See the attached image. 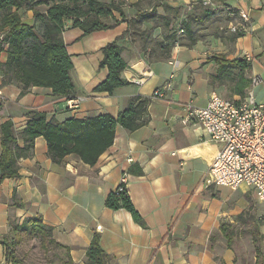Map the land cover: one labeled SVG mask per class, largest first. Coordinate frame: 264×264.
<instances>
[{"label": "crops", "instance_id": "0c3cea01", "mask_svg": "<svg viewBox=\"0 0 264 264\" xmlns=\"http://www.w3.org/2000/svg\"><path fill=\"white\" fill-rule=\"evenodd\" d=\"M201 1L216 11L212 21L224 22L220 29L225 35L199 40L193 47L178 45L168 60L143 53L141 41L127 36L120 44L128 64L122 79L129 84L113 95L94 92L109 75L107 68H100L102 49L126 34L128 23L85 35L67 21L63 37L74 65L75 98L83 99L77 111L69 110L67 101L50 89L34 87L22 96V86L3 76L8 53L7 48L0 49V155L1 126L8 121L19 135L35 112L45 113L48 122L117 117L132 98L150 99L148 123L134 132L117 126L113 146L94 166L76 155L55 163L46 140L37 138L33 154L18 161L20 176L0 184V241L12 236V221L21 224L40 216L53 228L54 239L71 249L73 264H86L96 235L109 264H264V206L250 187L207 184L221 146L195 122H183L188 107H205L213 92L233 101L243 99L234 94L240 70L234 71L232 82L217 89L210 85L219 68L215 57L238 60L250 55L252 60H246L250 68L243 72L249 81L246 92L253 91L258 102L264 100V0H164L186 13ZM232 12L246 13L250 20L251 31L236 40L228 25L241 20ZM157 30L154 34L159 37L161 29ZM254 78L261 80L256 86ZM169 82L172 86L167 89ZM156 91L163 97H154ZM24 145L18 140L20 148ZM123 177L145 228L128 211L106 207L107 196ZM226 189L230 196L223 195ZM235 193L237 198L232 197ZM254 241L261 244L259 262ZM0 264H13L2 244Z\"/></svg>", "mask_w": 264, "mask_h": 264}, {"label": "trees", "instance_id": "16d2710c", "mask_svg": "<svg viewBox=\"0 0 264 264\" xmlns=\"http://www.w3.org/2000/svg\"><path fill=\"white\" fill-rule=\"evenodd\" d=\"M137 1L135 6H139V1H145L149 8L135 10L134 16L129 17L124 10L126 0H0V35L3 36L0 49L4 45L8 46V61L3 67V76L22 86V96L32 88L39 87L52 90L54 96L66 101L76 99L71 78L74 65L63 37L66 22L71 21L85 35L128 23L126 34L102 49L100 68H107L109 75L94 92L113 95L117 89L129 84L122 79V73L128 68V64L122 56L125 48L120 44L121 40L127 36L138 39L142 43L143 53L156 60H168L176 46L193 47L200 40L194 25H201L216 16V11L203 1L194 5L192 13H186L182 7H171L164 0ZM39 7L44 9H38ZM159 8L163 9V14L159 13ZM26 11H33L39 27L24 20L21 12ZM107 20H112V23H107ZM179 21L189 41L187 44H181L177 40L175 24ZM153 23L163 29V36L161 41L151 44V31L142 26ZM243 35L232 34L231 38L236 40ZM213 60L219 68L215 75H211L210 85L217 89L226 81L232 82L234 71L240 70L242 74L238 76L234 94L244 98L249 81L245 79L243 72L250 68L246 59L227 60L224 57H215ZM218 94L233 101L219 92ZM149 105L150 99L134 97L117 117L100 115L86 120L69 118L64 122H48L45 113L35 112L19 135L15 134L10 121L4 123L1 126L0 184L6 179L20 176L18 161L33 154L35 140L39 137H43L48 143V154L55 163L63 161L69 155H76L85 164L96 165L102 155L113 146L117 126L134 132L148 123ZM18 140L24 141L23 148L18 146ZM18 206L23 208L25 204ZM106 207L114 211L124 209L132 215L135 223L146 227L127 189L121 190L118 187L111 192L106 198ZM10 226L12 236L0 241L7 248L8 262L32 264L22 256L21 248L25 241L33 239L39 242L44 253L45 258L41 264H73L71 249L54 239L53 228L45 225L42 217L27 219L21 224L12 221ZM222 231H227L225 225L222 226ZM254 242L259 262L262 256L261 244ZM109 262L110 258L102 249L100 238L96 235L87 250L86 264Z\"/></svg>", "mask_w": 264, "mask_h": 264}, {"label": "built area", "instance_id": "2783aa9c", "mask_svg": "<svg viewBox=\"0 0 264 264\" xmlns=\"http://www.w3.org/2000/svg\"><path fill=\"white\" fill-rule=\"evenodd\" d=\"M231 16L240 18V22L229 23L232 34H246L251 31L249 16L246 13ZM180 31L184 32L180 26ZM3 36L0 37V46ZM251 61L250 55L245 57ZM174 76H171V80ZM253 79V85L260 83ZM171 82L166 88H171ZM154 97H163L162 91H156ZM83 99L67 100L69 110L77 111ZM195 122L221 146V151L212 164L206 182L215 187L238 189L247 186L254 190L256 197L264 206V100L258 102L253 91L237 101L226 100L213 92L208 104L202 108L189 106L183 121ZM121 190L127 189V178L123 177ZM264 219V214H263Z\"/></svg>", "mask_w": 264, "mask_h": 264}, {"label": "rangeland", "instance_id": "374dc122", "mask_svg": "<svg viewBox=\"0 0 264 264\" xmlns=\"http://www.w3.org/2000/svg\"><path fill=\"white\" fill-rule=\"evenodd\" d=\"M100 1L108 2L110 0H100ZM137 2H138L137 0H126V2H125L126 4L124 6V10L127 12L129 17H133L134 16L133 14H135V10H138V9L143 10V9L149 8L148 2L139 1V6H135V3H137ZM38 9L43 10L44 8L43 7H39ZM30 12H31V14H30ZM159 12L163 13V9L159 8ZM192 12H190V13H192ZM29 14L33 15V21H31V24L32 25L36 24V26H37L38 23L34 19L33 11L21 12V16L24 18V20H27L26 18H28ZM116 15L119 16V14H116ZM106 22L107 23H112V20H107ZM180 24H181V21H179L178 24H175V30H176L175 32L177 33V40L181 44H187V43H189V41L186 38L185 32H181L180 31V26H181ZM223 24H224L223 21L221 23H219V22L216 23V22L210 20V21H207V22H205V23H203L201 25H194V29H195V32L197 34V38L200 39V40L208 41V39L212 38V36H214V35L217 38H219L221 36H224L225 35L224 34L225 31L220 29L221 27L224 26ZM144 25L142 27L146 26V25L145 26ZM147 25H149V26H146L147 28L145 27L144 29H148L149 31H151V34H152L151 35L152 39H150L149 42H151V44H152V43H157V42L161 41V39H162L161 38V34L163 32V29L161 27H156L155 25H157V23L147 24ZM38 27H39V25H38ZM157 29H161V34H160L159 37H158V35L160 33L159 32L160 30H157ZM154 31L158 32V35H155ZM154 35H155V37H152ZM1 36L2 35H0V37ZM4 48H8V46L4 45ZM226 96L229 97L228 95H226ZM230 193H232V192L226 189L223 195L230 196ZM235 196L237 198L238 194H236V193L234 195L232 194V197H235ZM24 243L22 244L23 247L21 248L22 256H24L32 264H41V262L44 261L45 257H44V253L40 249L39 242L36 241V240H33V239H28V241H25ZM48 256H51V255H48Z\"/></svg>", "mask_w": 264, "mask_h": 264}]
</instances>
